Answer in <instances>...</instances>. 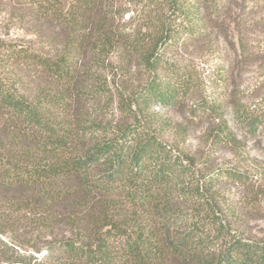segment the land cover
<instances>
[{
  "label": "trees",
  "instance_id": "16d2710c",
  "mask_svg": "<svg viewBox=\"0 0 264 264\" xmlns=\"http://www.w3.org/2000/svg\"><path fill=\"white\" fill-rule=\"evenodd\" d=\"M122 1L17 0L26 17L58 28L61 42L50 51L0 39V264H264V237L247 233L223 191L228 181L250 190L246 173L186 151L183 130L166 138L172 121L156 109L191 99L193 110L220 119L214 143L240 148L228 104L196 100L203 77L164 56L232 0H128L136 8L125 20ZM116 50L146 74L126 91L113 76L114 100L99 68ZM222 69L208 77L227 90ZM105 101H116L117 117ZM231 114L264 135V95L236 96Z\"/></svg>",
  "mask_w": 264,
  "mask_h": 264
},
{
  "label": "rangeland",
  "instance_id": "374dc122",
  "mask_svg": "<svg viewBox=\"0 0 264 264\" xmlns=\"http://www.w3.org/2000/svg\"><path fill=\"white\" fill-rule=\"evenodd\" d=\"M126 1L128 0H123L121 6L130 10L125 14L124 20L127 14L132 15L136 8L133 3L125 6ZM261 6L262 8H255L253 2L242 3L241 0L237 2L232 0L224 12L201 27L197 37L171 45L164 53L168 60L187 64L203 77L201 84L203 93L195 94L193 97L196 100L205 97L211 100H224L228 104L224 119L228 122L232 134L235 137L237 135L240 140L239 149H236V142L214 143V131L220 119L204 117L196 107L193 110L195 105L191 99L177 106L156 107L172 121L166 138H180L178 132L183 130L181 137L186 151L202 158L209 156L213 165L237 167L246 173L250 181V190L239 182L228 181L223 186V191L227 198L238 206L247 233L257 238L264 237V135L260 129L250 131L241 127L231 113L236 96L243 101H252L264 95V55L261 57L253 55L257 49L264 47V23L261 22L264 3ZM19 8L21 7H18L17 0H0V39L24 40L50 51L54 45H60L58 28L37 23L21 13ZM124 20L120 19L119 13L116 15L117 25H125ZM242 43L246 50L242 49ZM90 55L91 52H88L86 57ZM127 62L120 50H116L106 59L105 64H102V68H99V71L107 73L109 83L115 76L121 91L134 87L146 74L137 62ZM85 64L91 68V72L98 70L89 65V59ZM219 67L229 73L227 90L214 87L211 78L208 77ZM236 85L246 93L236 94ZM116 88L111 84L109 86L111 92L108 91V95L113 94L111 98L114 100L120 94ZM255 89L259 90V94L252 93ZM225 92L229 94H224ZM234 92L235 94H231ZM87 106L93 108L91 104ZM104 112L108 117H117L116 101L112 104L106 102Z\"/></svg>",
  "mask_w": 264,
  "mask_h": 264
}]
</instances>
